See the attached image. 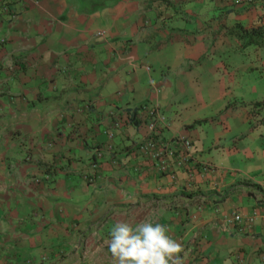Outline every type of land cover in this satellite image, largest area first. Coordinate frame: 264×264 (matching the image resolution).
<instances>
[{"label": "crops", "instance_id": "obj_1", "mask_svg": "<svg viewBox=\"0 0 264 264\" xmlns=\"http://www.w3.org/2000/svg\"><path fill=\"white\" fill-rule=\"evenodd\" d=\"M7 1L0 264L67 245L115 264L112 225L148 218L182 264H264V46H243L264 42V0ZM145 105L161 145L190 140L184 164L142 149Z\"/></svg>", "mask_w": 264, "mask_h": 264}, {"label": "clouds", "instance_id": "obj_2", "mask_svg": "<svg viewBox=\"0 0 264 264\" xmlns=\"http://www.w3.org/2000/svg\"><path fill=\"white\" fill-rule=\"evenodd\" d=\"M107 250L115 264H182L181 244L165 225L148 218L136 224L116 222Z\"/></svg>", "mask_w": 264, "mask_h": 264}, {"label": "built area", "instance_id": "obj_3", "mask_svg": "<svg viewBox=\"0 0 264 264\" xmlns=\"http://www.w3.org/2000/svg\"><path fill=\"white\" fill-rule=\"evenodd\" d=\"M0 5L1 10L6 12L10 18L16 17L14 9L11 8L7 0H0ZM97 35L101 36L102 34L98 32ZM141 112L138 118L141 119L142 115L148 118L145 124L149 133L147 140L142 145V149L149 154L151 159L157 162L159 171H168L173 161L176 165L184 164L191 157L190 140L187 138H177L173 141L174 145L172 146L161 145L155 137L158 135L157 125L165 122L164 116L156 106L145 105L141 108ZM95 157L96 159L91 163L93 169L97 167V160L101 157L100 150L96 151ZM234 220L239 221V216H235Z\"/></svg>", "mask_w": 264, "mask_h": 264}, {"label": "rangeland", "instance_id": "obj_4", "mask_svg": "<svg viewBox=\"0 0 264 264\" xmlns=\"http://www.w3.org/2000/svg\"><path fill=\"white\" fill-rule=\"evenodd\" d=\"M68 250L52 251L51 254H41L30 250L27 252L23 264H74V258H79L80 252L74 251L67 245ZM9 264H17L10 260ZM77 264V263H76ZM78 264H87L85 261H78Z\"/></svg>", "mask_w": 264, "mask_h": 264}, {"label": "trees", "instance_id": "obj_5", "mask_svg": "<svg viewBox=\"0 0 264 264\" xmlns=\"http://www.w3.org/2000/svg\"><path fill=\"white\" fill-rule=\"evenodd\" d=\"M241 30L246 31V30H244L242 28H238V30H236V31H238V33L240 34L241 33L240 32ZM255 33H256L255 32V29H251L250 32H249V34H248V36H245V35L243 36V37H247V40L244 42L243 46L250 45V44H254V45H257L258 44V45L264 46V42L263 43H258L257 41H255V40L253 41L252 40L251 34H255Z\"/></svg>", "mask_w": 264, "mask_h": 264}]
</instances>
